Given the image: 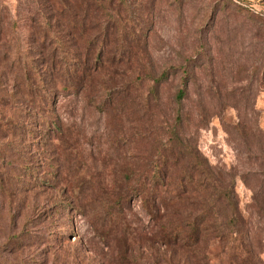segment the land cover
Listing matches in <instances>:
<instances>
[{
  "label": "rangeland",
  "instance_id": "374dc122",
  "mask_svg": "<svg viewBox=\"0 0 264 264\" xmlns=\"http://www.w3.org/2000/svg\"><path fill=\"white\" fill-rule=\"evenodd\" d=\"M72 1L102 23L94 0ZM126 1L141 49L124 47L128 58L112 42L105 55L96 41L89 64L102 69L75 90L64 60L79 67L89 52L72 16L58 0H0V264H190L158 242L125 178L151 162L179 111L182 135L235 182L264 264V0Z\"/></svg>",
  "mask_w": 264,
  "mask_h": 264
},
{
  "label": "trees",
  "instance_id": "16d2710c",
  "mask_svg": "<svg viewBox=\"0 0 264 264\" xmlns=\"http://www.w3.org/2000/svg\"><path fill=\"white\" fill-rule=\"evenodd\" d=\"M58 2L62 5L63 14L69 19L72 16L70 23L80 31V39L86 41L89 52L87 61L79 62V67L67 58L64 60L65 71L74 82L73 89L90 86L95 72L102 69L98 66L94 70L89 64L90 55L100 61L93 47L96 41L105 55L110 53L112 42H118L119 50L122 49L125 55L128 54L125 53L126 47L141 49V20L126 0H94L90 6L102 17V23L99 21L95 26L88 24L86 13L79 18L72 0ZM122 11L127 16L123 17ZM91 25V29L98 31L99 39L87 35ZM128 55V58L132 57ZM154 79L160 85L168 79L167 71ZM188 84V76L185 75L176 95L180 104L187 95ZM62 89L68 90L69 87L62 85ZM126 89H123L122 97L128 102L130 91L125 92ZM180 115L181 111L175 126L169 129V135L157 140L158 146L151 162L144 168L128 170L127 174L131 173L134 177L125 175L127 190L142 197L144 207L159 224L158 242L171 249V257L190 261V264H261L251 245L248 223L240 210L235 182H224L200 154L199 148L190 145L180 132L184 123ZM49 124L61 131L55 120L49 121ZM127 196L115 199L120 212H123L120 205L125 203Z\"/></svg>",
  "mask_w": 264,
  "mask_h": 264
}]
</instances>
